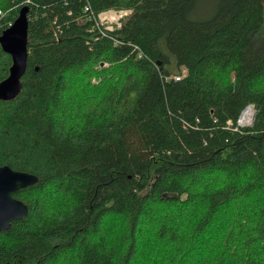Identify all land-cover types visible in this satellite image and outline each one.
<instances>
[{
  "label": "trees",
  "instance_id": "trees-1",
  "mask_svg": "<svg viewBox=\"0 0 264 264\" xmlns=\"http://www.w3.org/2000/svg\"><path fill=\"white\" fill-rule=\"evenodd\" d=\"M199 1L0 0V33L28 18L0 165L38 177L0 264H264L263 0ZM109 8L132 12L106 36Z\"/></svg>",
  "mask_w": 264,
  "mask_h": 264
},
{
  "label": "water",
  "instance_id": "water-1",
  "mask_svg": "<svg viewBox=\"0 0 264 264\" xmlns=\"http://www.w3.org/2000/svg\"><path fill=\"white\" fill-rule=\"evenodd\" d=\"M27 27V6H22L13 21L0 33V46L11 57L8 75L0 81L1 100L12 99L21 90V77L25 72L28 53ZM37 180L33 173L0 165V229L9 228L11 217L18 218L27 213V205L10 192Z\"/></svg>",
  "mask_w": 264,
  "mask_h": 264
},
{
  "label": "built area",
  "instance_id": "built-area-1",
  "mask_svg": "<svg viewBox=\"0 0 264 264\" xmlns=\"http://www.w3.org/2000/svg\"><path fill=\"white\" fill-rule=\"evenodd\" d=\"M85 10L89 9V6H84ZM128 13V10H123V9H116V8H109L106 10L101 11L100 13H98L97 15H95L92 11L90 14L89 19L94 21V25L99 28L100 30H102V25L105 24L104 28L105 29H111L112 28V23L116 24L117 26H120L121 24V19L122 17H124L126 14ZM103 35L106 34V32L104 30L101 31ZM115 42H118V40L115 39ZM134 47L136 49L139 50L138 46L134 45ZM139 56L141 54V51L139 50L138 52ZM175 78L177 79L178 76H175ZM248 109L254 110L253 105L249 104L247 106H245Z\"/></svg>",
  "mask_w": 264,
  "mask_h": 264
},
{
  "label": "bare ground",
  "instance_id": "bare-ground-1",
  "mask_svg": "<svg viewBox=\"0 0 264 264\" xmlns=\"http://www.w3.org/2000/svg\"><path fill=\"white\" fill-rule=\"evenodd\" d=\"M123 10H128V13L124 16V17H122V19H121V24H120V26L122 25V22L125 20V18L129 15V13H131L132 12V9L131 8H123ZM103 11V10H102ZM101 12V11H100ZM100 12H93L95 15H97L98 13H100ZM91 22H92V25L94 26V27H96L95 25H94V21L93 20H91V19H89ZM112 25V28L111 29H113V28H119L120 26H117L116 24H114V23H112L111 24ZM104 26H105V24L104 25H102V30H104L105 32L107 31V30H111V29H105L104 28ZM96 29L98 30V32L100 33V34H102V30H100L99 28H97L96 27ZM103 35V34H102ZM106 36H108V34H107V32H106V34H105ZM113 38V40H114V42H115V39L116 40H118V42H115V44H120V43H122V41L121 40H119V39H117V38H115V37H112ZM1 47V46H0ZM2 48V47H1ZM135 48V47H134ZM139 48V47H138ZM3 50V49H2ZM140 50V49H139ZM139 50L137 49V57H141V55H142V51H141V54H140V56L138 55L139 53ZM4 51V50H3ZM4 52H6V51H4ZM7 53V52H6ZM26 63H27V61H26ZM10 66H11V64H10ZM9 66V67H10ZM185 73V70L184 71H182V72H180L179 74H170L169 75V77H171V78H173V79H175V80H178L181 76H183V74ZM8 75V74H7ZM23 76V75H22ZM175 76H178V78L176 79L175 78ZM22 84V83H21ZM22 86V85H21ZM13 99V98H12ZM10 100V99H9ZM253 111L254 110H251V109H248V108H246V107H244V109L241 111V113L239 114V117H238V119H237V124L240 126L242 123H249L250 121H251V118L253 117ZM242 122V123H241ZM4 165H6V164H4ZM10 167V166H9ZM11 168V167H10ZM35 183V182H34ZM28 185H31V184H28ZM28 185H26V186H28ZM26 186H23V187H26ZM23 187H19V188H17V189H15V190H13V191H11L10 192V194H12L14 191H16V190H18V189H20V188H23ZM17 200H20V199H18V198H16ZM21 202H23L22 200H20ZM24 203V202H23ZM25 204V203H24ZM27 211H28V207H27ZM27 214V213H26ZM26 214H24V215H22L21 217H23V216H25ZM21 217H18V218H14V217H11V219L8 221V224H9V227H10V225H11V221H13V220H16V219H19V218H21ZM1 230H6V228H1L0 229V231Z\"/></svg>",
  "mask_w": 264,
  "mask_h": 264
},
{
  "label": "rangeland",
  "instance_id": "rangeland-1",
  "mask_svg": "<svg viewBox=\"0 0 264 264\" xmlns=\"http://www.w3.org/2000/svg\"><path fill=\"white\" fill-rule=\"evenodd\" d=\"M217 0H200L196 8L191 12L190 17L191 19H205L209 17L216 8ZM130 15V13H129ZM263 16H264V0H263ZM263 30H264V17H263ZM184 67H182L181 72L184 71ZM95 81V79H93ZM253 118V117H252ZM252 118L249 123H242L240 126L250 125L252 123Z\"/></svg>",
  "mask_w": 264,
  "mask_h": 264
}]
</instances>
